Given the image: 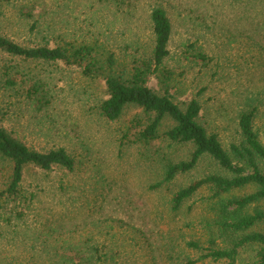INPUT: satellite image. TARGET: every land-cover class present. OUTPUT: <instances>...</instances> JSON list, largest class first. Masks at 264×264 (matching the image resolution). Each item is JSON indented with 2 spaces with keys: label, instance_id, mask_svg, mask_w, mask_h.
Listing matches in <instances>:
<instances>
[{
  "label": "rangeland",
  "instance_id": "374dc122",
  "mask_svg": "<svg viewBox=\"0 0 264 264\" xmlns=\"http://www.w3.org/2000/svg\"><path fill=\"white\" fill-rule=\"evenodd\" d=\"M118 1L122 4L116 0L0 1V27L3 36L25 48L48 43L53 48L64 39L78 43L99 41L115 51L121 61L126 59L129 63L131 59L124 53L139 48L141 54H150L153 47L150 16L154 8L162 7L173 26L167 66L174 71L180 88L174 102L184 109L201 89L208 88L199 97L203 105L201 123L219 136L225 149L237 143L238 113L247 90L264 92V64L249 70L238 62L251 56L264 59V20L254 17L256 11L250 10L243 0ZM261 6L256 8L263 11ZM192 44L215 62L202 67L186 60L184 51ZM219 60L220 68L224 69L220 77L214 78ZM8 79L17 81L18 85L3 88ZM35 80L52 99L50 105L41 109L17 94H23ZM149 86L163 94L157 80L151 79ZM102 98L104 85L86 79L77 68L66 67L61 62L40 63L0 54L4 128L36 151L64 148L77 160L74 173L63 169L50 173L31 169L26 173L25 188L38 192V198L24 223H18L17 235L0 226L3 234L0 264L11 262L15 255L36 264L30 256L44 244L25 238L49 234L52 241L48 244L53 247L64 246V240L79 247L88 237H94L99 245L117 249L119 262L123 264H169L164 256L166 240L162 233H168L169 238L178 242L184 236L200 239L206 234L199 222L207 213L204 201L209 195L207 191L192 198L188 202L191 210L188 212L186 206L174 220L166 207L170 191L151 188L161 171V164L155 163L157 158L151 156L156 148L147 152L146 148L134 145L132 137L123 138L138 130L134 128L136 123H145L143 110L130 106L119 120L108 121L98 114V102ZM173 126L167 120L162 131ZM255 126L264 141V103ZM158 147L175 162L188 160L193 152L190 146ZM217 170L212 160L203 159L191 173L178 177L171 191ZM253 192L254 189L247 188L235 195L242 197ZM257 206L264 210V201ZM187 222H193L194 229L184 230L186 235H183L181 227ZM137 229L148 234L153 247L132 244ZM26 230H31L34 237L32 233L25 235Z\"/></svg>",
  "mask_w": 264,
  "mask_h": 264
},
{
  "label": "trees",
  "instance_id": "16d2710c",
  "mask_svg": "<svg viewBox=\"0 0 264 264\" xmlns=\"http://www.w3.org/2000/svg\"><path fill=\"white\" fill-rule=\"evenodd\" d=\"M0 1L10 3L14 0ZM243 1L249 5L250 10L256 11L254 17L264 20V0ZM256 6H261L263 11ZM150 19L152 50L150 54L143 52L146 55L141 54L142 49L139 48L124 53L131 59L129 63L126 59L121 61L115 51L99 41L78 43L64 39L53 48L48 42L47 45L25 48L3 36L1 27L0 54L6 53L40 63L61 62L66 67L77 68L86 79L101 82L104 85V99L98 102L97 110L99 116L108 121L119 120L130 106L143 110L145 123H136L134 128L138 130L133 134H125L123 138L128 140L132 137L131 142L146 148L147 152L156 148L151 156L157 158L155 163L161 164V171L151 188L154 191H170L171 197L166 202V207L173 219H177L197 194L202 191L209 194L204 199L207 213L199 222L201 231L206 233L204 237L194 239L184 236L178 242L169 238L168 233L161 234L166 240L163 248L169 264H264V210L257 208L264 201V141L260 139L255 126L261 115L264 92L247 90L238 113L240 139L231 144L228 150L225 149L219 136L209 132L201 123L203 105L199 97L208 88L201 89L184 109L174 102L180 88L174 71L167 66L171 55L169 44L173 26L167 11L162 7L154 8ZM184 57L202 67L215 62L195 44L186 48ZM227 62L233 63L232 60ZM238 64L249 70L259 69L263 66L264 59L251 56ZM220 65L221 60L217 63L214 78L220 77L224 69ZM243 67L239 68L244 69ZM151 79L158 81L163 94L150 88ZM16 85L17 81L8 79L2 87L8 89ZM17 94L31 100L39 109L52 102L49 92L36 80L32 87L23 91L24 95ZM4 113L0 107V226L8 227L17 235L18 223H24L31 205L38 198V192L25 188L26 173L31 169L44 173L63 169L74 173L77 160L64 148L39 152L28 147L4 128ZM167 120L172 121L174 126L162 131ZM163 144L168 147L190 146L193 152L188 160L175 162L158 147ZM207 158L215 163L217 172L205 175L175 192L171 191V185L178 177L188 175L197 168L200 161ZM247 188L254 189V192L236 197L237 192ZM190 210L189 206L188 212ZM191 229H194V223L187 222L181 227V232ZM31 233V230H26L25 235ZM133 235L135 234L132 233ZM41 236L25 238L44 244L42 249H35L30 256V259H35L36 264H123L119 262L121 256L117 249H110L105 244L99 245L94 237H88L84 245L79 247L69 245L65 240L64 246L53 247L48 244L52 241L51 234ZM91 242L93 245H90ZM132 244L137 247L154 245L148 234L141 229H137ZM7 264L31 263L26 257L15 255Z\"/></svg>",
  "mask_w": 264,
  "mask_h": 264
}]
</instances>
